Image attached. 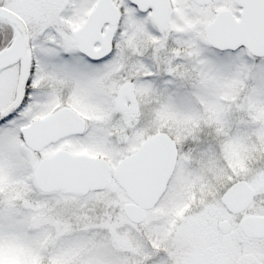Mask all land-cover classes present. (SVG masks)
Wrapping results in <instances>:
<instances>
[{
    "label": "snow or ice",
    "instance_id": "1",
    "mask_svg": "<svg viewBox=\"0 0 264 264\" xmlns=\"http://www.w3.org/2000/svg\"><path fill=\"white\" fill-rule=\"evenodd\" d=\"M0 264H264V0H0Z\"/></svg>",
    "mask_w": 264,
    "mask_h": 264
}]
</instances>
